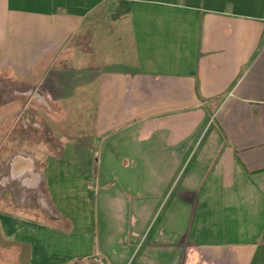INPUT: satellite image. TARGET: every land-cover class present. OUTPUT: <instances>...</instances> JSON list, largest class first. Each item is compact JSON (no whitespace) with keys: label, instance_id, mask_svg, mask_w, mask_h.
I'll list each match as a JSON object with an SVG mask.
<instances>
[{"label":"crops","instance_id":"0c3cea01","mask_svg":"<svg viewBox=\"0 0 264 264\" xmlns=\"http://www.w3.org/2000/svg\"><path fill=\"white\" fill-rule=\"evenodd\" d=\"M34 93L95 134L23 183L47 216L0 202L3 264H264V0H0V128Z\"/></svg>","mask_w":264,"mask_h":264},{"label":"rangeland","instance_id":"374dc122","mask_svg":"<svg viewBox=\"0 0 264 264\" xmlns=\"http://www.w3.org/2000/svg\"><path fill=\"white\" fill-rule=\"evenodd\" d=\"M33 97L31 103L24 105V101L13 94L11 106L2 110L5 116L0 128V202L17 212L44 205L42 213L47 216L51 210L46 201L41 202L44 198L36 199L23 183L34 178L47 162L49 154L59 150L67 142L87 145L91 141L89 136L95 134L92 120L96 116V109L68 106L52 108L43 95L37 96L34 93ZM79 137L83 139L80 140ZM13 164L33 171L23 175L19 172V177L13 178ZM34 169L37 171L34 172ZM9 183L14 186L16 193L9 190ZM0 262L4 263L3 260Z\"/></svg>","mask_w":264,"mask_h":264},{"label":"trees","instance_id":"16d2710c","mask_svg":"<svg viewBox=\"0 0 264 264\" xmlns=\"http://www.w3.org/2000/svg\"><path fill=\"white\" fill-rule=\"evenodd\" d=\"M130 13V4L129 2H118V6L115 10V17L119 18L122 16H126Z\"/></svg>","mask_w":264,"mask_h":264},{"label":"built area","instance_id":"2783aa9c","mask_svg":"<svg viewBox=\"0 0 264 264\" xmlns=\"http://www.w3.org/2000/svg\"><path fill=\"white\" fill-rule=\"evenodd\" d=\"M85 264H104L101 258L99 257H94L89 261H86Z\"/></svg>","mask_w":264,"mask_h":264}]
</instances>
